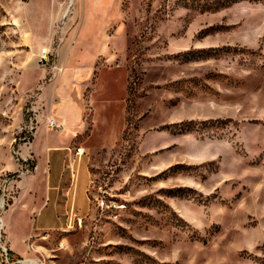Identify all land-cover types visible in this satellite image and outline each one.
<instances>
[{
    "label": "rangeland",
    "instance_id": "374dc122",
    "mask_svg": "<svg viewBox=\"0 0 264 264\" xmlns=\"http://www.w3.org/2000/svg\"><path fill=\"white\" fill-rule=\"evenodd\" d=\"M66 36L94 67L73 145L90 202L38 264H264V0H0V217L38 93L22 61Z\"/></svg>",
    "mask_w": 264,
    "mask_h": 264
},
{
    "label": "crops",
    "instance_id": "0c3cea01",
    "mask_svg": "<svg viewBox=\"0 0 264 264\" xmlns=\"http://www.w3.org/2000/svg\"><path fill=\"white\" fill-rule=\"evenodd\" d=\"M52 25V19L43 21L40 33H50ZM68 38L63 39L57 51L56 65L63 68L61 74L49 78L46 70H37L22 61L18 78L22 95L38 91L34 137L28 147L20 148V156H30L34 168L17 180L13 203L3 218L11 260L18 264H38L45 250L53 253L35 243L46 231H69L74 218L81 219L90 202L86 188L88 166L83 155H73L74 148L79 147L73 145L85 128L83 93L94 77V67L92 63L78 66L79 59L71 58ZM18 116L22 118L21 113ZM47 118L62 125V130L48 129ZM32 236L35 240H31Z\"/></svg>",
    "mask_w": 264,
    "mask_h": 264
},
{
    "label": "built area",
    "instance_id": "2783aa9c",
    "mask_svg": "<svg viewBox=\"0 0 264 264\" xmlns=\"http://www.w3.org/2000/svg\"><path fill=\"white\" fill-rule=\"evenodd\" d=\"M56 53L57 51L52 49L51 47H44L41 49L38 55L37 62L42 69L47 71L49 78L55 76L56 74H61L63 71L62 67H59L56 65V61H55ZM31 112H32L31 118L28 117V121L22 127L23 129L22 147H28L34 137L36 119H35L34 111L31 110ZM46 127L54 131L62 130V125L56 123L55 120L52 118L46 119ZM14 153L19 154V150L17 152L14 151ZM83 153L84 152L81 147H76L73 150V155L77 157L82 156ZM18 167L19 169L14 175L7 177L3 181L2 189H6L7 187L12 186V184L16 180H18L21 176L29 174L33 170L34 167L32 165L31 157L30 156L25 157V158L19 157ZM3 202H4V199L2 200L1 205H0L1 208L3 207ZM97 206L100 208H102L103 206H106V208H109V206L105 204L103 199H100L97 201ZM74 220L78 226L81 225V222H82L81 219L74 218ZM0 261L2 264H15V263L18 264L19 263V261L14 262L13 260H11L9 248L7 247L6 243L2 242L1 237H0Z\"/></svg>",
    "mask_w": 264,
    "mask_h": 264
},
{
    "label": "bare ground",
    "instance_id": "6f19581e",
    "mask_svg": "<svg viewBox=\"0 0 264 264\" xmlns=\"http://www.w3.org/2000/svg\"><path fill=\"white\" fill-rule=\"evenodd\" d=\"M0 228L3 229V217H0Z\"/></svg>",
    "mask_w": 264,
    "mask_h": 264
}]
</instances>
